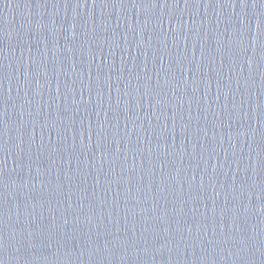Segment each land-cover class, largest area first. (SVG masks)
Wrapping results in <instances>:
<instances>
[{"label":"water","instance_id":"95a60500","mask_svg":"<svg viewBox=\"0 0 264 264\" xmlns=\"http://www.w3.org/2000/svg\"><path fill=\"white\" fill-rule=\"evenodd\" d=\"M0 264H264V0H0Z\"/></svg>","mask_w":264,"mask_h":264}]
</instances>
